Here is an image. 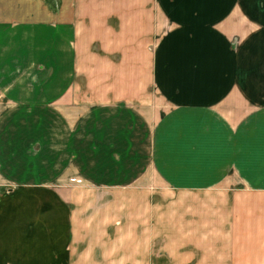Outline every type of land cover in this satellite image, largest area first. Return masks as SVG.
<instances>
[{"label": "crops", "instance_id": "crops-1", "mask_svg": "<svg viewBox=\"0 0 264 264\" xmlns=\"http://www.w3.org/2000/svg\"><path fill=\"white\" fill-rule=\"evenodd\" d=\"M0 175V264L79 263V184L150 264H264V0H0Z\"/></svg>", "mask_w": 264, "mask_h": 264}, {"label": "rangeland", "instance_id": "rangeland-1", "mask_svg": "<svg viewBox=\"0 0 264 264\" xmlns=\"http://www.w3.org/2000/svg\"><path fill=\"white\" fill-rule=\"evenodd\" d=\"M0 179H4V177L0 175ZM4 184L7 183H0L1 187L9 186ZM75 186H78L77 189L79 191L78 201L75 203L78 206V210H74L79 229L78 264H114L112 262L118 259V255L121 256L119 257L120 259H125L126 257L127 264H134L135 259L141 260V258L144 262L150 264L151 260L149 258L151 255L156 259H159L161 255H166L167 249L160 248V243L158 248L149 249L150 256L148 253L147 256L144 254L141 257L139 248L136 246V240H138L140 233L135 231L134 216L118 215V209L122 208L124 197L126 198V203H133V198L135 197L133 189H128L126 195L120 197L117 191L97 194L98 192H87L88 187L85 184ZM159 189L164 198L159 200V202H166L167 204L182 202L180 196L174 199L176 195L173 197L172 193H168V190L160 182ZM92 240L95 241L97 246L89 251L88 244ZM118 250L121 254L117 253ZM146 250L144 249V252Z\"/></svg>", "mask_w": 264, "mask_h": 264}]
</instances>
